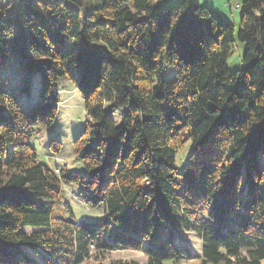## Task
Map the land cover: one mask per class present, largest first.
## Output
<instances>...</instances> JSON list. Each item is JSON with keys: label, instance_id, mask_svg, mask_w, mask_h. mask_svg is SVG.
<instances>
[{"label": "trees", "instance_id": "obj_1", "mask_svg": "<svg viewBox=\"0 0 264 264\" xmlns=\"http://www.w3.org/2000/svg\"><path fill=\"white\" fill-rule=\"evenodd\" d=\"M167 2L0 3V62L23 74L17 89L0 84V264H170L191 253L178 229L200 240L202 264H264V0H242L237 27L201 0ZM35 75L29 110L17 95L31 96ZM63 78L87 117L72 143L82 174L33 146ZM71 185L92 218L64 202ZM119 249L145 261L110 258Z\"/></svg>", "mask_w": 264, "mask_h": 264}, {"label": "rangeland", "instance_id": "obj_2", "mask_svg": "<svg viewBox=\"0 0 264 264\" xmlns=\"http://www.w3.org/2000/svg\"><path fill=\"white\" fill-rule=\"evenodd\" d=\"M180 1L182 0H168L164 6L173 7ZM241 1L242 0H201V3L208 8L218 11L224 17L231 20L237 27L239 24V10L235 7L240 4ZM3 2H6V0H0V3ZM229 6L231 7V10H229ZM233 45V55L227 60V66L231 72L238 67L240 57L245 49L244 45L238 41H235ZM63 47L65 49H71L72 45L66 42ZM3 61L4 62H0V84L10 87L11 89H17L16 87L18 83L20 84L23 74L13 76L11 72L15 70V68L12 63L7 59ZM173 72L174 71L168 69L167 71L162 72V76H170ZM13 79L15 83H13ZM37 80H39L38 75L31 77V84H33L30 89V97L17 95L23 106L29 110L33 108V105L37 102L39 87V84L37 85L36 83ZM58 86L60 88L59 95L61 102L57 108L54 121L48 127H39V131L36 132L35 139H33V146L36 149L38 157L49 162L51 167L57 168V170L67 167L71 171L82 174L83 167L75 158L72 143L74 138H76L84 129L87 117L84 113L82 101L75 86L65 78L58 82ZM54 140L61 143V145H59V147L61 146V149L58 154L50 151L51 141L54 142ZM189 155L190 143L187 142L179 149L175 158L176 166L179 170H181L187 163ZM63 200L66 205H69L72 213L79 220H88L94 216L95 212L92 213L91 208L82 202L80 188L78 186H67L63 195ZM63 212L64 211H62L60 215ZM62 216L68 218L69 215L63 213ZM173 240L177 246L186 247L191 250V253L189 256L181 257L175 262L171 261L170 264H202L198 256L200 254V240L197 237L192 233L178 229ZM91 248L94 247L91 246ZM111 257L133 259L139 262L145 261L143 254L140 251L138 252L135 250H115L110 254V258ZM90 258L91 259L85 261L83 264H97V257L91 256Z\"/></svg>", "mask_w": 264, "mask_h": 264}]
</instances>
